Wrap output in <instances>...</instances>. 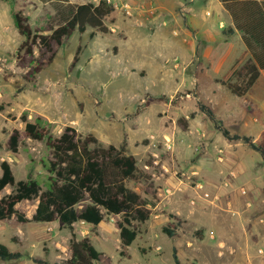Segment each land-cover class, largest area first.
Returning a JSON list of instances; mask_svg holds the SVG:
<instances>
[{
    "label": "rangeland",
    "instance_id": "1",
    "mask_svg": "<svg viewBox=\"0 0 264 264\" xmlns=\"http://www.w3.org/2000/svg\"><path fill=\"white\" fill-rule=\"evenodd\" d=\"M100 1L113 8L104 21L107 33L75 32L53 44L51 53L38 46L32 56L17 51L23 37L15 13L47 35L56 27L58 4ZM180 1L0 0V163H9L16 181L30 177L46 189L49 150L45 141L24 137L23 116L52 137L69 126L104 147L124 144L138 169L151 176L127 184L151 204V215L125 257L119 255V216L105 217L100 228L74 224L78 239L89 238L106 254L100 264H175L173 251L178 264H264L262 157L241 141L224 139L197 109L204 104L230 134L264 147V73L242 98L216 83L237 60V67L246 60L242 43L225 35L218 0H211L213 9L199 5L192 12L176 5ZM13 130L21 134L16 153L7 148ZM11 191L4 188L0 197ZM35 206L23 201L15 209L30 218ZM169 222L179 223L173 238L162 233ZM17 228L27 238L24 259L0 264L69 257L71 231L58 221H1L0 244L10 252L19 248ZM30 232L36 234L32 242Z\"/></svg>",
    "mask_w": 264,
    "mask_h": 264
},
{
    "label": "trees",
    "instance_id": "2",
    "mask_svg": "<svg viewBox=\"0 0 264 264\" xmlns=\"http://www.w3.org/2000/svg\"><path fill=\"white\" fill-rule=\"evenodd\" d=\"M221 4L231 18L232 27L225 35L240 34L246 60L239 66L234 65L216 80L232 96L242 98L256 85L264 71V0H221ZM57 24L50 33L43 35L34 31L27 18L20 13L13 16L15 28L23 41L17 51L25 56L33 55V47L47 53L52 45L62 42L75 32L83 34L87 29L107 33L106 17L113 13L112 6L100 1L98 4L55 6ZM77 55L72 64L76 63ZM40 71L37 66L34 73ZM198 111L206 116L214 129L228 141H241L249 149L257 152L264 163V147L256 145L250 137L232 135L216 119L213 111L202 103L197 104ZM24 137L32 141H45L50 158L46 172V189L30 177L16 181L8 162L0 163V193L6 187L11 193L0 197V221L13 216L21 223L33 222L48 224L58 221L71 231L69 240L70 255L67 259L52 264H100L101 253L92 245L89 238L78 239L73 233V225L83 223L91 228L98 227L105 217L119 216L118 238L120 257L126 256L127 248L140 235L139 225L145 223L151 215V204L137 192L127 186L129 182H149L151 176L137 167L134 156L127 154L125 145L104 147L91 135L82 137L72 127H65L58 137H52L48 130L37 123H31L22 117ZM21 134L13 130L7 141L10 152L18 151ZM23 201H37L35 212L30 220L15 210ZM85 202V204H82ZM81 205V206H80ZM80 206V207H79ZM173 218V217H172ZM179 223L169 222L162 227V233L168 238L176 236ZM143 252V250H141ZM20 254L10 252L0 244V260L16 261ZM173 260L178 264L175 252ZM36 264H49L34 260Z\"/></svg>",
    "mask_w": 264,
    "mask_h": 264
},
{
    "label": "crops",
    "instance_id": "3",
    "mask_svg": "<svg viewBox=\"0 0 264 264\" xmlns=\"http://www.w3.org/2000/svg\"><path fill=\"white\" fill-rule=\"evenodd\" d=\"M152 2H155V1H158V0H151ZM258 1H261V0H258ZM189 2H190V4H189ZM212 2L213 1H211V0H185V1H180L179 3H177L176 5H179L180 7H182V6H186V5H188L189 7H188V10L190 11V12H192L193 11V6H195V7H197V6H199V5H201V7L200 8H203V7H207L208 9L209 8H212ZM218 3H220L221 4V0L219 1L218 0ZM213 9V8H212ZM220 11H221V13H222V16L225 18L224 19V21L226 22V24H227V28L228 27H232L233 26V24H232V21H231V18H230V16L228 15V13L225 11V9L223 8V6H222V4H221V9H220V7L218 8ZM206 14L207 15H209V11H206ZM224 21L223 22H221V23H219V28H222L223 26H224ZM153 24V22H151V21H149L148 22V24L147 25H152ZM161 32H162V30H161ZM236 36H238L239 37V39H240V41H241V38H240V34L238 33V32H235L234 33ZM208 39V38H207ZM242 43V42H241ZM242 47L244 48V46H243V44H242ZM262 73H264V71H262L261 72V74ZM260 74V75H261ZM260 78V77H259ZM259 80V79H258ZM258 82V81H257ZM0 175H1V171H0ZM36 204H37V201H36ZM16 207V206H15ZM35 208H36V206H35ZM16 210V209H15ZM17 211V210H16ZM18 212V211H17ZM34 212H35V210L33 211V213H32V215L34 214ZM32 215L30 216V218H26L25 216V218L27 219V220H30L31 219V217H32ZM13 217H15V216H13ZM12 217V218H13ZM11 218V219H12ZM10 220V219H9ZM4 221H6V220H4ZM1 222V221H0ZM3 222V221H2ZM27 223H33V222H27ZM48 224H50V223H48ZM85 225V224H84ZM102 225V223L98 226V228H100V226ZM18 229V233H17V235L19 236V239L20 240H18L17 241V244L16 245H18L19 246V248L17 249V251H15V252H12V253H18V254H20V260L21 259H24V257H22L23 256V253L24 254H26V252H23L22 250H20L21 248H22V242H26L27 243V238L25 237V233L22 231V229H20V228H17ZM35 234V232H30V234L29 235H32V234ZM74 234H75V232H74ZM140 236V235H139ZM138 236V237H139ZM137 237V238H138ZM71 238V237H70ZM36 239V234L34 235V238L32 239V236H30L29 237V242H32V241H34ZM119 239V238H118ZM120 242V241H119ZM93 245V244H92ZM224 246V242H219L218 243V248H221V247H223ZM7 248V247H6ZM129 248V247H128ZM128 248H127V250L126 251H128ZM99 252V251H98ZM43 253H45V251L43 250ZM101 253V252H100ZM46 254V253H45ZM101 258L103 257V256H106V254L105 253H101ZM129 255V254H128ZM32 259H33V264H36V263H34V260H39V259H36V258H33V257H31ZM109 259V258H108ZM101 260V259H100ZM39 261H41V262H44V263H47V262H45V260H39ZM101 262V261H100ZM22 264V263H21ZM104 264H109V263H104Z\"/></svg>",
    "mask_w": 264,
    "mask_h": 264
}]
</instances>
